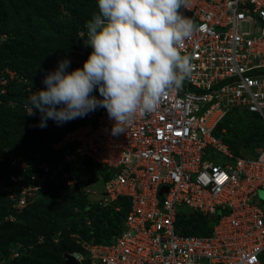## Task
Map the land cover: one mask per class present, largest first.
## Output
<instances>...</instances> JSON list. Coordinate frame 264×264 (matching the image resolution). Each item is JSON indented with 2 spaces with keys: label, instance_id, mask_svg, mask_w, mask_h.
Wrapping results in <instances>:
<instances>
[{
  "label": "built area",
  "instance_id": "built-area-1",
  "mask_svg": "<svg viewBox=\"0 0 264 264\" xmlns=\"http://www.w3.org/2000/svg\"><path fill=\"white\" fill-rule=\"evenodd\" d=\"M186 3L182 9L191 14L197 30L179 49L192 65L183 89L164 96L153 112L137 114L116 136L110 131L114 121L103 107L70 120L82 124L50 143L54 162H40L30 173L29 181L57 183L60 177L73 190L78 180L71 175V165H78L79 159L111 173L103 182L101 206L118 199L126 202L113 208H127L121 230L106 243L71 235L82 250L72 254L79 263L260 264L264 213L256 193L264 192V149H255L251 157L234 156L213 132L233 108L264 122V0ZM74 52L78 55L72 61L82 68L83 53ZM0 76L1 94L8 81L26 82L14 71ZM43 89L27 87V98ZM92 95L102 99L98 90ZM34 158L42 156L36 153ZM7 162L19 171L7 174L9 182L24 181L28 162L21 157ZM77 167L84 170L81 163ZM39 189V184H28L9 195L14 209L32 203ZM180 208L205 218L217 214L210 233L182 234Z\"/></svg>",
  "mask_w": 264,
  "mask_h": 264
},
{
  "label": "trees",
  "instance_id": "trees-1",
  "mask_svg": "<svg viewBox=\"0 0 264 264\" xmlns=\"http://www.w3.org/2000/svg\"><path fill=\"white\" fill-rule=\"evenodd\" d=\"M20 1L0 0V35L5 36V39L0 43V60L2 61L0 69L7 67L26 79L24 84L8 81L5 93H0V156L3 158V161L0 162V225H4V222L7 221L4 219L8 216H12L14 219L9 222L11 223L10 228L5 230L8 235L13 237V240L8 242L7 238H0V256L4 259L0 264H63L64 255L82 253L78 245H73L75 240L71 238V235L75 234L86 241L109 242L119 234L127 208L125 206L115 211L113 208L102 207L103 197L95 201L88 200L89 203H86L87 197L86 200L85 198L80 199V193L66 186L65 181L60 177L57 178V183L47 180L29 181L30 173L35 170L33 166L45 160L49 163L54 162V153L49 148V143L57 141L66 130L81 122L71 123L69 120L58 125L55 121L48 119L46 127H38L41 116L39 111L34 109L35 115L32 116L26 114L29 93L26 88L31 89L35 85L46 87L42 82L44 77L56 70L59 61L73 56L70 54L71 49L83 50L85 54H88V47L84 44L83 39L77 37V33L83 29L94 14L98 13V9L93 15H89L85 12V6L78 4L77 0H58L62 8L55 12L54 18L46 25L50 24L56 27L61 24V28L65 29L66 19L70 25L67 29L72 31L70 34H65V40L58 43L57 46L43 44L41 41L32 43L30 35H20L23 31L24 20L21 15L14 14ZM47 5L49 6L45 1H42L36 4V7L47 11L49 9ZM41 15L43 16V13ZM44 15L48 17L50 14L46 12ZM67 31L69 30H66V33ZM72 65L70 63L66 71L69 72ZM8 102H13L14 105H7ZM228 114L231 116L232 125L219 126L221 121H225V116ZM225 116L218 122L213 136L221 139L234 156H254V151L259 148V145L260 148H263L264 122L258 115L251 114L244 109L233 108ZM221 130L224 132L220 133ZM36 152L42 158H34ZM44 156L48 158H44ZM15 157H21L30 165L24 180L26 183L21 180L12 183L7 179L8 173H19L16 167H10L7 162ZM79 163L84 165V170L94 172L97 178L100 176L102 182L111 177L109 171L91 165L86 158L79 159L77 166ZM28 184H39L40 189L34 194L32 203L25 206L19 213L14 212L11 208L12 201L9 199V195H16L21 187ZM63 189L72 196L57 194ZM47 199L58 203L65 200V203H70L73 207L75 204L79 205V202H83L77 207L75 214L68 213L63 216V219L66 222L77 220L88 225L90 221L88 218H93L91 220L93 224L102 226L107 231V235L97 234L95 230L88 227L85 229L77 228V226L76 228L74 226L66 228L68 225L57 223L58 218L56 217L49 218L40 215V217L33 218L30 213L27 215L30 209L42 204V201ZM117 203L126 205L122 199H118L113 204ZM40 209L41 207L38 206V210ZM262 211L264 213V206ZM216 218L217 214L205 218L195 212H188L184 208L178 209L177 212V223L182 227V234L208 235ZM57 225L59 227H53L50 232L45 230ZM1 229L2 226H0ZM17 250H21V253L18 252L19 256L11 258V253H15ZM57 257H60V260ZM259 261L260 264H264V254L260 256ZM81 264H89V261L83 260Z\"/></svg>",
  "mask_w": 264,
  "mask_h": 264
},
{
  "label": "clouds",
  "instance_id": "clouds-1",
  "mask_svg": "<svg viewBox=\"0 0 264 264\" xmlns=\"http://www.w3.org/2000/svg\"><path fill=\"white\" fill-rule=\"evenodd\" d=\"M186 6V0H98V13L78 31L82 36L77 33L88 54L71 49L73 56L44 77L46 87L38 85L45 89L30 95L26 113L32 116L38 110V127L44 128L48 119L59 125L103 107L114 121L111 134L124 133L137 114L153 112L164 96L181 91L191 77L190 58L179 50L197 30L180 11ZM74 51L83 53L82 68L72 61L78 55ZM8 71L14 70L3 67L0 75ZM95 90L102 99L92 95ZM14 204L11 208L19 213L22 209L16 211Z\"/></svg>",
  "mask_w": 264,
  "mask_h": 264
},
{
  "label": "rangeland",
  "instance_id": "rangeland-1",
  "mask_svg": "<svg viewBox=\"0 0 264 264\" xmlns=\"http://www.w3.org/2000/svg\"><path fill=\"white\" fill-rule=\"evenodd\" d=\"M42 1H45L47 4H49V6L47 5L49 7L47 11H42L39 7H36V4L41 3ZM77 1H78L77 3L80 4L81 6H85L84 8L87 14L93 15L95 12H97L96 10L98 9V0H77ZM60 8H62V5L59 4L58 0H21L20 3H18V5L16 6V9L14 11V14L21 15V17L24 20L23 21V31L22 33H20V35L21 36H25L26 34L30 35L32 43L34 41H39V42L41 41L43 44H51V45L58 46V43H61L63 42V40H65L64 35L70 34L72 31L70 29H67L70 25L68 23V20L66 19H65V22H66L65 29L61 28L60 26L61 24L56 27L50 24L46 25V23H48L50 20L54 18L55 12H58ZM46 12L50 14L48 17H45L44 15ZM41 13H43V16L41 15ZM66 30H69V31H67L66 33ZM68 38L70 40V36ZM3 39H5V36L2 34L0 35V42ZM59 51H57V53H59ZM0 63H2L1 60H0ZM225 118H226L225 121H221L219 126L225 127V126L232 125L230 114L225 116ZM260 147L261 146L259 145V148ZM262 147L264 149V146ZM247 157H251V156H247ZM90 174H95V173L92 171H88V170H78L77 165L75 164L71 165V175L75 179L78 180V187H79L78 192L80 193L79 198L80 199L85 198L86 200V197H87L86 203L88 202V200L95 201L103 197L102 191H103L104 183L102 182V179L100 176H98V180L96 183L88 185V186L85 185L86 179H88ZM57 194L72 196L68 191L64 189L58 191ZM256 201L258 202L259 207L262 208L264 206V192L262 190L257 191ZM42 202H41L42 204H38L36 207L30 209L27 212V215L30 213L33 218L40 217V215H42L43 217L46 216L49 218L56 217L58 218L56 220L57 223H62V225L64 226L68 225L66 228H72L73 226L74 228H76L77 226V228L79 227L81 229H85L88 227V228H91L92 230H95L97 234L100 233V234H103L104 236L107 235V231L103 229L102 226H97L93 224V222L91 221L93 218H88L90 220V221L88 220L89 221L88 225L86 223H82L77 220L76 221L70 220L66 222L63 219V216H66L68 213L75 214L77 207H79L80 204L82 205L83 202H79V205L75 204L74 207L70 203H65L66 202L65 200H63V202H60V203L52 201L50 199L44 200ZM38 206L41 207L40 210H38ZM105 207L114 208L116 207V204H113V203L108 204ZM187 211L191 212L190 210H187ZM96 221L98 222V220ZM9 222L10 221L7 220L6 222H4V225L3 224L0 225L2 226V229L0 230V238L5 237L7 238L8 242L13 240V237L11 235H8L5 232V230H7V228H10L11 226L10 225L11 223ZM53 227L58 228L59 225L51 226L45 230L50 232ZM73 245L77 246L74 243V241H73ZM18 252L21 253V250H17V252H15L14 255L13 253H11V258L19 256ZM26 253H28V251H26ZM57 258L60 260V257H57ZM3 261L4 259L0 256V263H3Z\"/></svg>",
  "mask_w": 264,
  "mask_h": 264
},
{
  "label": "water",
  "instance_id": "water-1",
  "mask_svg": "<svg viewBox=\"0 0 264 264\" xmlns=\"http://www.w3.org/2000/svg\"><path fill=\"white\" fill-rule=\"evenodd\" d=\"M181 13L186 16L187 18H190L191 14L189 12L184 11L183 9L180 10ZM64 171H68V167L64 168ZM97 182V176L95 174H91L90 178L85 182V185H91ZM75 190H78V186H74ZM63 264H79L72 256L70 255H64V262Z\"/></svg>",
  "mask_w": 264,
  "mask_h": 264
}]
</instances>
